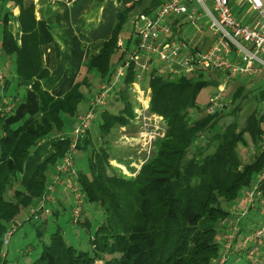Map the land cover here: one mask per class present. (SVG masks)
I'll list each match as a JSON object with an SVG mask.
<instances>
[{
    "label": "trees",
    "instance_id": "16d2710c",
    "mask_svg": "<svg viewBox=\"0 0 264 264\" xmlns=\"http://www.w3.org/2000/svg\"><path fill=\"white\" fill-rule=\"evenodd\" d=\"M13 1L22 5V47H17L8 30L10 17L6 14L1 18L3 55L13 60L17 80L33 82L40 106L38 114L18 125L8 124L11 115L0 112V264H25L24 258L31 253L25 249L27 254L19 252L12 257L4 248L14 237L6 243V234L24 213L39 242L30 246L32 252L38 250V257L26 264H215L222 246L219 240L234 218L232 207L240 203L243 192L256 183L264 168V114L255 108L241 120L252 93L246 87L250 79L233 84L231 109L224 107L208 115L199 109L198 96L205 87L217 89L220 75L212 79L210 75L178 80L158 75L146 78L143 86L152 91L149 110L164 118L165 136L156 142L155 153L136 177H128L110 162L114 134L124 127H137L136 103L130 91L135 69L131 67L110 105L119 103L120 108L114 113L109 107L98 124L101 140L88 132L75 151L78 181L86 195L79 224L87 229L96 227L91 248L86 251L67 243L61 226L46 242L49 215L35 221L28 219V214L45 194L69 150V140L60 134L71 129L90 95L84 88L91 87V80L109 81L116 63L125 61L118 44L130 16L136 11L151 14L156 0L136 1L118 13L119 21L101 54L87 52L84 76L61 97L43 88L49 72L41 64L39 50L53 42L51 29L46 22L36 21L32 4ZM130 45L131 40L126 47ZM228 117L231 122L224 123ZM48 140L55 152L37 165L23 186L29 159ZM99 140L102 146L97 144ZM250 148L255 156L248 162L241 149ZM78 151L81 158L77 159ZM125 151L117 158L119 163H126ZM87 206L91 212H99L101 219H89ZM65 210L63 205L62 211L54 210L50 216L56 222Z\"/></svg>",
    "mask_w": 264,
    "mask_h": 264
},
{
    "label": "built area",
    "instance_id": "2783aa9c",
    "mask_svg": "<svg viewBox=\"0 0 264 264\" xmlns=\"http://www.w3.org/2000/svg\"><path fill=\"white\" fill-rule=\"evenodd\" d=\"M249 1L251 8L264 20V0ZM180 18L184 20H178ZM185 25L194 29L192 37L186 35ZM2 26L0 18V112L12 115L19 98H10L8 79L3 75ZM134 27V48H127L119 42L121 51L126 55L125 61L114 66L111 79L100 84V90L91 100L89 109L78 117V127L65 136L70 142L69 150L57 167L45 194L29 211L28 219L39 221L46 212L52 211L48 205L56 208L57 192L63 186L73 200L72 220L79 224L84 215L86 195L78 181L75 151L79 142L91 132V127L103 121L102 116L107 111L109 101L121 89L131 67L135 69V80L131 87L138 102L134 110V125L139 129L138 138L131 142V146H139L149 156L152 155L154 142L165 136V123L162 116L149 110L152 91L143 86L146 78L158 75L168 80L195 79L218 73L220 85L208 98L207 104L199 108L208 115L224 108V96L233 83L248 79L264 83V25L258 29L244 26L235 16L228 0H166L158 10L138 16ZM144 164V161L134 164L136 172L126 174L136 177ZM242 199L247 201V207L240 212L235 210L237 206L232 209L234 218L226 236V242H231V250L224 247L225 255L239 245L242 247L240 253L245 255L256 249L251 232L260 233L261 243H264V168L256 183L243 192ZM252 211L256 212L258 221L254 219ZM20 226L22 224L18 221L12 225L5 236L6 243ZM260 229L262 231H258ZM242 235L247 236L244 239ZM239 240L242 243L235 245ZM258 257L264 262L262 256ZM247 260L251 262L249 264L254 262L249 258ZM94 264L103 263L97 261Z\"/></svg>",
    "mask_w": 264,
    "mask_h": 264
},
{
    "label": "crops",
    "instance_id": "0c3cea01",
    "mask_svg": "<svg viewBox=\"0 0 264 264\" xmlns=\"http://www.w3.org/2000/svg\"><path fill=\"white\" fill-rule=\"evenodd\" d=\"M136 1L139 0H23L24 5L32 4L34 6L36 21L46 22L51 29L54 39L52 43L42 46L39 50L41 64L49 72V79L43 83L44 90L55 97L64 96L84 76L83 63L86 59L87 52H90L93 56H99L101 54L106 40L110 38L113 29L119 21L117 20L118 13L124 8L133 6ZM165 1L156 0L153 6H151V11L158 10ZM228 1L235 16L243 25L255 29L261 28L264 25V20L260 14L251 8L249 0ZM21 11L22 5L20 3L13 0L2 1L0 18L6 14L9 15L10 22L8 30L13 35L18 48L22 47L23 36V29L20 22ZM141 14L143 13H139L135 19ZM178 20L183 21L184 19L180 18ZM185 30L190 31L192 35V29L189 26L185 25ZM186 35L188 36L189 34L186 33ZM130 36L126 38V40L130 38L128 42L131 40ZM120 41L125 46L128 43L123 40L122 34L119 39ZM1 66L3 68V75L10 82L8 95L12 99L19 98V104L16 106L17 108L14 114L7 120V123L10 125H18L26 118L38 114L40 106L39 99L32 89V81H26V79L21 81L17 80L13 60L2 55ZM261 91H263L261 101L264 102L263 87H261ZM91 98V95H89L85 103L83 105L81 104L80 113H86ZM75 125L76 120L73 121L71 129L65 135L70 134ZM95 126H93L91 131L96 130ZM125 129L126 133H139L138 127L135 126L131 128L126 127ZM121 151L119 150L113 159L117 158ZM135 151L136 155L131 154L132 159L126 153L124 156L126 158L125 160H127L126 163H119L117 159L112 161L124 164L131 172L129 174L135 173L136 168L134 164L137 165L138 160L142 159V157L137 156V153H141L142 149L139 148V150ZM53 152L55 150L52 147L51 140L42 143L35 150L26 165L25 174L22 178L23 186L27 185L37 165L46 160ZM68 199H64V203L62 204L59 203V207L62 208L63 205L67 206L65 201L67 202ZM254 219L258 221L259 217L255 214Z\"/></svg>",
    "mask_w": 264,
    "mask_h": 264
},
{
    "label": "rangeland",
    "instance_id": "374dc122",
    "mask_svg": "<svg viewBox=\"0 0 264 264\" xmlns=\"http://www.w3.org/2000/svg\"><path fill=\"white\" fill-rule=\"evenodd\" d=\"M139 13L140 12L136 11L135 13H133L131 15L132 17L129 18L130 22H128L126 24V26L124 28V31L122 33V38H123V40L126 43L130 39L129 38V39L126 40V38H128V36L131 35L130 36L131 37L130 49L134 48V45H135V36H134L135 27H134V22H135L136 16ZM186 33H188L189 36H192L193 33H194V29H192V35L190 34V31H187ZM116 64H118V63H116ZM206 77L208 78V76H206ZM212 78H219V74L218 73H211L210 79H212ZM246 82H247V80H246ZM101 83H102L101 81L98 82V80L94 77V79L91 80V87L90 88H84L85 92L89 93L91 95V97H92L91 100L95 97L97 92H99L100 87H101L100 86ZM239 84H236L235 88H236V86H239ZM233 86L230 85L227 93L224 96L225 101H226L224 103V107L227 108V109H231L232 108L231 107L232 106V104H231V99H232L231 96H232L233 91H234V89H233L234 87ZM246 87L248 88V90H251L252 93L249 94V98L246 101V104L244 106L246 114L243 115V116L241 115V120L242 121H244L246 119V117L249 115V112H252L255 108L261 114H264V102L261 101V98H262L261 94L263 92V91H261V87L264 88V83H262V82L260 83L258 80H255V81L248 80ZM132 89H131V95H132L133 101L136 103L135 106L136 105L138 106L137 98H136L135 94L133 93ZM216 90L217 89L214 86L205 87L202 90V92L199 94V96H198V100H197L198 104L201 105V106H205L207 104V102H208V98ZM115 97H116V95H115ZM91 100H90V103H91ZM112 100L109 101L107 110L110 107ZM90 103H89V105H90ZM120 105L121 104H119V103L118 104H112V106L110 107V110L115 113L120 108ZM80 115H83V113L78 114V116L76 117V125H75L74 129L70 132V134L76 129V127H78V117ZM223 122L224 123H229V122H231V119L228 117V118L224 119ZM98 124H99V122L95 123L96 130L91 132L93 134V138H95L96 141L98 139H100L99 134L97 133V130L99 128ZM93 126L91 127V130H92ZM125 128L126 127L121 128L120 132H118L117 134H114V140H112V142L113 141L114 142H113L112 145L115 146V148L119 149L120 151L122 150L121 153H119V155L117 156V158H119L122 155V152L126 150L125 153H128L129 157L132 159L133 158L132 155H136V151L135 150H139V148H140L139 146H136L135 148H133L131 146V144H132L131 142L133 140H135L136 138H138L137 137L138 134L137 133L134 134V132L126 133V129ZM61 136H66V135H61ZM100 140H99V142L97 144L102 146V143H101ZM156 142H154V143L156 144ZM155 144H154V148L152 150V155L155 153V148H156ZM100 148L101 147H98V149H100ZM115 148L111 149V157H112L111 162H110L111 165L116 167V168H118L123 175H126L128 177H132V176H129V175L126 174V173H131V172L126 168V166L124 164H119L118 162L112 161V160L117 159V158L113 159V157H116L117 153L119 152V150H117ZM263 149H264V145H263ZM78 155H79V151L76 152V156H77V159L81 158V156L79 155V157H78ZM152 155L149 156L147 153H145V151H142L141 153L140 152L137 153V156L142 157L141 160L140 159L138 160V163L140 161H144V163H146L152 157ZM241 156L243 157V159H245V160H247L249 162V160L252 157L255 156V153H254V150L252 148H250V149H241ZM75 167L78 170V167H77L76 163H75ZM54 175L55 174H53L52 177H54ZM78 177H79V175H78ZM69 196L70 195L68 194V191H66V189L64 190L63 186H61V187H59L58 192H57V196H56V200L58 201L57 202V207L53 209L50 205H48V207H50L52 211H50L49 213L46 212L44 214V216H48L49 215V217H47L48 218V224H49L48 225L49 226V232L45 235L44 239H45L46 242H48L49 238H50V235H51V232L54 231L57 227L61 226L62 233L65 235L64 237H65V240L67 241V243L72 244V245H74L75 247H77L79 249L88 251L91 248L90 238L94 235L96 227L92 226L91 229H87L86 227H82L81 224L77 225V224H75L73 222V220H72V202H71ZM66 198H69L67 202L65 201V204L67 205L66 206V210L62 212V215L55 222L56 219L54 217L50 216V215L52 214V212L54 210H58L59 208L62 211V208L59 207V203H61V204L64 203V199H66ZM246 207H247V201L243 200L241 198V201L237 205V207H235V208H237L235 210L237 212H240V211L244 210ZM232 209H234V208L232 207ZM252 213L256 214L255 211H252ZM87 215H88L87 217L89 219H92V220H94V219L100 220L101 219V216H100L99 212H96V211L95 212H91L90 211V206H87ZM26 217L27 216L24 213V215H22V218L19 220L21 222L22 226L18 227V230L15 233L14 237L12 238L10 245L8 247L4 246L5 250L8 249V251H9V253H10V255L12 257H14V255H16L19 252L23 253V255L27 254V253H25L26 251L28 253L31 252L29 254V256H27L25 258H24V256H22V258H24V263L25 264L29 263L30 261H32V259L34 260L35 258H37L38 257V253H39L38 250L35 251V252H32V249L30 248V246H37V244L39 242L37 240L35 232L33 230H31L30 222L26 221L27 220ZM223 223H225V222H223ZM261 223H263V221ZM262 227L264 228V224H263ZM258 231H262V230L260 229ZM263 232H264V229H263ZM251 234H253L251 239L254 241L253 243H254V246H256V249H254L252 251H249V253L247 255H245L244 253H240V250H242V247L240 248L241 245H239L231 253H228V254L225 255L224 247L226 249L230 248L229 250H231V247H230L231 242L230 241L228 243L226 242L227 231H225L223 233V235H222L223 237H221L220 240L218 239L222 246H221V249H220V254H219L220 256H219L218 260L215 261V264H222L225 261H226L225 264H249V263H251L250 261L248 262L247 258H249L251 261H254L253 264L264 263L263 260L261 261L259 259V257H258V255H260V256H262L261 258L264 259V243H261V238L259 237L260 233H252L251 232ZM242 236H244V239H245L247 235H242ZM239 243H242V240H239V242H237L235 245H237ZM25 249H26V251L24 252L23 250H25ZM228 261H229V263H228Z\"/></svg>",
    "mask_w": 264,
    "mask_h": 264
},
{
    "label": "bare ground",
    "instance_id": "6f19581e",
    "mask_svg": "<svg viewBox=\"0 0 264 264\" xmlns=\"http://www.w3.org/2000/svg\"><path fill=\"white\" fill-rule=\"evenodd\" d=\"M244 26H246V25H244Z\"/></svg>",
    "mask_w": 264,
    "mask_h": 264
}]
</instances>
